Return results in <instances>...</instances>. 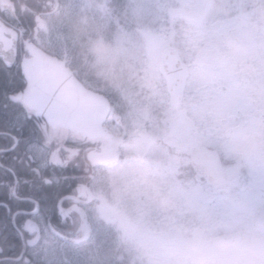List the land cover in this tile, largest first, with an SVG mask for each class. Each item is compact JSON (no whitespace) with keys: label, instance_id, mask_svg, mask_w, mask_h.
<instances>
[{"label":"rangeland","instance_id":"rangeland-1","mask_svg":"<svg viewBox=\"0 0 264 264\" xmlns=\"http://www.w3.org/2000/svg\"><path fill=\"white\" fill-rule=\"evenodd\" d=\"M128 1L129 8H132L134 14L142 15L153 6L158 10V14L162 13L164 16L160 15L164 19L167 18V23L163 26L165 29L161 31L143 26L138 28L142 35V42L139 41L142 49L137 43L134 28L127 27L125 32L121 27H114L109 34L107 26L111 21V9L105 0H71L75 10L87 12L99 22L100 35L105 41L113 45L120 54L130 58L131 70L144 86V88L139 86L136 93H141L142 98L149 99L143 106L123 113L119 122L113 121V131L121 136L114 150L115 154L96 150L97 154L94 155L96 165L92 177L93 191L100 196H106L105 192L110 191L117 198L111 206L105 207L104 211L99 210L98 213L105 212L107 217L103 216V222L109 226H116L121 236L125 235L143 255H157L164 260L171 249L178 248L183 243L178 228L180 220L187 219L183 212L185 207H190L193 216H198L200 220L218 225L217 228L223 230L221 233L234 235L233 232L237 230L243 236L239 240L244 244L252 242L257 235L264 233V165L253 164L245 167L248 182L245 181L244 166L220 150L207 120L204 119L203 123L199 121L203 110L212 107L211 98L207 96L206 103L201 104L204 107H201L200 103L204 99H200L199 94L190 92L196 87L185 83L190 93L178 107H173L160 68V56L168 45L177 46L182 51L183 62L185 64L188 62L192 37L182 30L184 16L177 10L182 9L187 14L192 0ZM195 2L197 12L206 10L207 0ZM208 24L210 20L205 22V26ZM43 25L41 41L46 47L51 50L67 48L70 56L78 60V65L83 63L66 38L62 27L49 26L45 21ZM52 28L56 36L53 40L48 36ZM140 56L143 57V61ZM159 104L167 107V116L171 121L170 133L166 135L167 144L156 141L148 125L152 108ZM181 104L187 105V110H184ZM187 118L193 120L191 125L188 124ZM62 133L44 130L48 140L61 137ZM169 144H173L175 149L194 148L191 151L199 153L197 157L199 174L204 175L206 168H212L223 177L226 188L230 190L233 187V190L223 193L213 186V197L205 200L200 185L196 186V192H190L180 183L174 182L177 167L174 164L175 155L171 152ZM109 145L112 147L115 142L111 141ZM144 172L157 176L164 190L175 196L180 209L174 216H165L158 209L143 204L139 181ZM256 207L259 212L255 211ZM251 209L254 213L252 218L259 220L257 226L250 218ZM94 212L96 214V210ZM93 243L94 241H91L84 249ZM79 252L77 249L60 251L58 263L75 264L80 256Z\"/></svg>","mask_w":264,"mask_h":264},{"label":"clouds","instance_id":"clouds-1","mask_svg":"<svg viewBox=\"0 0 264 264\" xmlns=\"http://www.w3.org/2000/svg\"><path fill=\"white\" fill-rule=\"evenodd\" d=\"M43 15L49 26L63 28L76 55L106 86L121 87L132 80L130 58L102 38L93 16L75 10L71 0H47ZM183 19L181 28L192 37L183 82L219 92L226 100L206 113L218 147L244 167L264 165V0H207L206 10L200 12L192 0ZM204 176L207 183L225 190L223 177L214 169L206 168ZM186 183L190 186L191 179ZM139 187L146 207L168 217L180 209L152 173L142 174ZM183 212L190 219L194 215L190 207ZM217 227L208 222L182 224V245L171 249L166 260L146 254L142 264H264V233L244 244L235 236L219 234Z\"/></svg>","mask_w":264,"mask_h":264},{"label":"snow or ice","instance_id":"snow-or-ice-1","mask_svg":"<svg viewBox=\"0 0 264 264\" xmlns=\"http://www.w3.org/2000/svg\"><path fill=\"white\" fill-rule=\"evenodd\" d=\"M0 54V264H33L37 253L31 237L44 220L61 218L55 175L66 166L56 152L50 155L44 117L25 102L32 87L25 50L0 35ZM41 172L53 179H42Z\"/></svg>","mask_w":264,"mask_h":264},{"label":"trees","instance_id":"trees-1","mask_svg":"<svg viewBox=\"0 0 264 264\" xmlns=\"http://www.w3.org/2000/svg\"><path fill=\"white\" fill-rule=\"evenodd\" d=\"M15 7V16L10 17L13 22H15L20 27L26 28V34L31 37L33 41L41 46H45L42 43V30L44 27V12L47 10V0H10ZM131 1V0H130ZM109 4L111 9V21L107 26V30L110 31L112 28L121 27L125 32L126 28H134L137 33V43L141 46V32L138 30L139 27H146L151 30L161 31L165 28L163 26L167 23V18L164 19L162 16L164 14H158V10L152 5L151 8L147 9L146 13L134 14L132 8H129L128 0H105ZM24 6L25 11H21V7ZM160 15V16H159ZM135 33V34H136ZM107 34V33H106ZM48 36L53 40L55 39V31L49 32ZM141 41V42H139ZM19 44L24 45L19 41ZM55 54L63 55L68 57L71 61L76 72L80 76H85L84 79L90 84V86L103 91L106 93L112 104L115 112H119L121 115L126 113L130 109H135L138 106H143L148 102V98H142L141 93H136L139 86L144 88L138 81L137 77L134 75L132 80L124 86L121 87H109L92 75L87 69L85 64L78 65V60L70 56V52L67 48L64 50H53ZM143 52V50H142ZM142 56V55H141ZM140 59L143 61V57ZM133 62V61H132ZM0 63H3V58L0 56ZM167 107L163 104H159L153 107L151 110V116L148 119V125L150 126V132L152 133L154 139L158 142L167 144L166 135L170 133L171 121L169 119ZM52 150L57 153V159L66 166V171L62 169H57L58 181L60 186H66L67 182L63 181L64 175L70 174L69 179L72 180V184L76 182V178H86V180H93V173L95 170L96 159L95 154L97 151H102L105 149V143L97 140H80L73 136L67 137H57L51 142ZM171 152L175 155L174 164L177 167L175 172L174 182L180 183L181 186L187 188L190 192H196V186L200 185L202 188L201 193H203V198L211 199L214 195V187L207 183L204 175L199 174L198 170V155L193 149H175L173 144H169ZM116 150V149H115ZM107 152H114V147L108 145L105 149ZM96 152V153H95ZM115 153V152H114ZM223 158V157H222ZM225 161V160H224ZM245 181L248 182L246 177V172L244 174ZM191 179L192 183L189 186L186 181ZM233 190V187L230 189ZM225 186L223 193H229ZM220 192V191H219ZM251 211L250 218L253 219L254 213ZM258 211V208H255ZM214 221V220H213ZM254 224L258 223V218H254ZM196 222H206L200 220L198 216H193L191 219L187 217L185 221L180 220L179 226L186 224L191 226ZM107 224V225H106ZM219 230L220 234L223 230ZM179 232V231H178ZM236 232V233H235ZM234 235L240 239L243 236L235 230ZM252 233V231H250ZM180 233V232H179ZM227 234V233H226ZM180 235H182L180 233ZM93 241L94 243L87 249L82 248L80 250V256L75 264H142L143 253L140 252L135 244L130 243L125 235L122 237L120 231L116 229V226H109L108 223L103 222V219L95 218L93 225ZM134 247H133V246ZM84 249V250H83Z\"/></svg>","mask_w":264,"mask_h":264},{"label":"water","instance_id":"water-1","mask_svg":"<svg viewBox=\"0 0 264 264\" xmlns=\"http://www.w3.org/2000/svg\"><path fill=\"white\" fill-rule=\"evenodd\" d=\"M0 6L15 14V7L10 0H0ZM24 30L25 28L17 29L6 24L0 18V35L8 41L14 38L18 42ZM23 42L32 78V87L25 102L53 127L70 128L85 137H113V131L105 124L111 111V102L107 95L87 87L67 65L66 57L61 58L47 52L29 37L24 38ZM160 66L167 77L172 104L177 107L183 89V66L176 48L167 47L163 51ZM90 194L92 200L93 193L90 191ZM84 223L86 234L81 238L68 239L74 242L88 239L92 227L85 212Z\"/></svg>","mask_w":264,"mask_h":264},{"label":"flooded vegetation","instance_id":"flooded-vegetation-1","mask_svg":"<svg viewBox=\"0 0 264 264\" xmlns=\"http://www.w3.org/2000/svg\"><path fill=\"white\" fill-rule=\"evenodd\" d=\"M182 14L186 15L185 12H182ZM11 13V11L7 8H2L0 6V18L8 25H11L15 28H20L19 25H17L15 22L11 20L10 17H14ZM26 34V33H25ZM24 37H27L28 35H25ZM20 37L19 41L23 39ZM169 46V45H168ZM177 48V47H176ZM178 49V48H177ZM179 51L180 57L182 51ZM183 62V61H182ZM69 65L72 67L74 70L75 74L82 80V82L87 85L88 87L90 84L84 79L85 76H80L75 68L73 67L71 61L68 59ZM184 67L185 63L183 62ZM208 91V92H206ZM191 93H197L199 94L200 99H204L203 102L200 103H206L205 100L209 97L211 98V105L212 107L215 106L217 108L221 107L223 104L226 103L225 98L222 96L221 93L215 92L212 90H200L195 88L194 90L190 91ZM190 92L187 91L185 83L183 84V91H182V97L187 98V94ZM208 96V97H207ZM213 99V101H212ZM201 107H204L201 105ZM208 112L207 109L203 110L201 117L199 118L200 123H203V120L206 119V113ZM117 114L113 110L109 113L107 120H106V125L109 126L113 130V121L119 122L121 118H116ZM188 123L191 125L193 120L191 118H187ZM41 127L43 130H51L54 133L57 131L60 132H69L70 134L74 135L75 137L79 136L82 137L80 133H75L72 130L68 128H63V127H53L51 124H49L45 118L41 121ZM78 139H81L79 138ZM83 138V137H82ZM82 140H93L91 138L87 139H82ZM52 142V140H50ZM100 142L105 143V148L108 147L109 143L111 141L115 142V149L117 147V144L119 142L118 139L114 138H109V139H101L99 140ZM51 152H54L52 150V145L50 149V155ZM106 153V151H104ZM58 169V168H57ZM56 169V173H57ZM40 176L42 179H53L52 176L45 175L43 172L40 173ZM70 174L64 175L63 181L67 182L66 186H61L60 190L58 192V199H62V213H61V218L59 220L53 219L51 221L49 220H44L41 226V229L35 233L31 239L35 240V251L37 255L34 257H31L33 264H59V252L60 251H65L66 250H75V249H80L83 246H86V244L90 243L92 241V237H90L87 241L83 242H73L72 240L68 239V237L72 238H81L85 235L87 232L86 225L84 223V212L87 214L88 219L90 220L92 227L95 222V218L93 217V214L91 213L92 210H101L104 211L105 207H108L109 205L111 206L113 201H116V195H114L113 192H105L107 193L106 196H100L96 194L93 191V180H86V178H76V182H74V185L72 184V180L69 179ZM55 179L58 180V175H55ZM89 187V189H88ZM90 191L94 192L93 198L91 200V194ZM99 218L101 220L103 219V216L106 218L107 214L105 212L98 214ZM56 247V248H55Z\"/></svg>","mask_w":264,"mask_h":264}]
</instances>
